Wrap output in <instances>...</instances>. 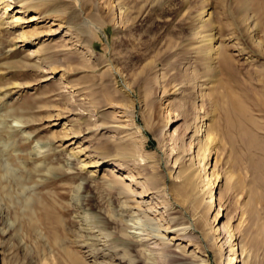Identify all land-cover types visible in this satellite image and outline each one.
Returning <instances> with one entry per match:
<instances>
[{"label": "rangeland", "instance_id": "obj_1", "mask_svg": "<svg viewBox=\"0 0 264 264\" xmlns=\"http://www.w3.org/2000/svg\"><path fill=\"white\" fill-rule=\"evenodd\" d=\"M19 1L11 12L39 17L20 26L38 33L12 46L0 30V264H71L68 254L93 264L110 259L101 256L110 251L129 256L124 233L136 225L141 245L129 249L130 257L141 258L144 249L150 264H173L147 236V213L122 204L111 185L121 167H135L132 160L144 155L172 186L170 157L189 149L180 137L202 115L203 129L206 121L219 129L220 174L231 170L245 181L242 195L227 194L225 211L243 208L250 230V211L257 217L252 264H264V0ZM59 23L61 30L48 35ZM128 86L142 139L131 124L109 127L113 104L129 108ZM168 106L179 119L162 128ZM54 115L59 124L50 126ZM64 122L79 132L73 144L55 137ZM121 148L132 151L119 158ZM86 154L99 165H83ZM207 199L197 206L192 195L184 204L196 226L214 224L217 201L208 209Z\"/></svg>", "mask_w": 264, "mask_h": 264}, {"label": "bare ground", "instance_id": "obj_2", "mask_svg": "<svg viewBox=\"0 0 264 264\" xmlns=\"http://www.w3.org/2000/svg\"><path fill=\"white\" fill-rule=\"evenodd\" d=\"M17 2L21 1L0 0V30L4 35L8 36L12 46H17V43H20V46H25L26 43L30 42L28 39L37 35L38 31L24 30L22 29L23 27H20L22 26L21 23L24 22V20L33 22L39 19V17L31 15L30 17L24 18V16L19 13V10L13 14L11 11L18 6ZM20 6L26 8V1L21 3ZM17 27L21 28L18 32H16V30H18L16 29ZM62 27V24L59 23L57 28H49L48 35L59 32ZM96 29L100 31V27L97 26ZM9 34H13V36H10ZM254 42L255 44H258L257 39H254ZM9 51L10 50L8 49L5 52ZM34 51L35 50H33V52ZM220 57L223 65L227 69L232 70L229 63V57L225 53H221ZM54 68L55 67H51V70ZM126 92L130 101L129 108L113 104L112 109L114 121L109 127L122 129L131 124V127L135 129V134L139 139H142L145 137V129L142 125L136 122V100L132 97L134 90L128 86ZM87 112L89 111L87 110ZM68 113L71 114L73 112L69 111ZM166 114V120L164 121L162 128H168L173 122L179 119L178 114L173 113L169 106L166 108ZM54 116L55 117L51 120L55 121L51 122L49 124L50 126L59 124L57 119L61 118V116ZM202 116H197V120L190 122L186 128V133L180 137L181 140L179 143L182 145V142H187L189 149L185 152L177 149L175 150V154L172 155V158L170 157L172 161V171L170 173L171 176L169 177L173 176L174 179H176L172 186L167 185L166 178L162 176L157 165L145 161L147 157L141 155L142 158L132 160V163L134 161V164L132 165L135 167H130V165L127 164L121 167V169L123 168L125 171L120 174L117 171L118 175L113 176L114 184L111 185V187L112 189L118 188V194H122L120 195L124 198L122 204L125 203L129 208L131 207L143 213H147L146 215H148L147 217L153 228V233L150 231L152 235L147 234V236L150 240L154 239V245H156L154 246V249L159 250V255H162L163 253L167 254L173 264H212L208 251H211L213 254L214 264H252L254 253L257 249V242L259 241L258 234H261L260 224L256 219L257 217H254V213L250 211L251 218L249 220L252 219L255 224L253 230H250L251 228L250 225L249 227L247 225L245 210L243 208H240L235 215L230 216L226 213L227 194L230 191L232 192L236 190L242 195L243 190L246 188L245 181L239 176L234 175L231 170H224V174H220L222 173V170L220 171V156L217 148L218 146L216 147L217 144H215L217 141L216 137L219 135L217 130L219 129L207 121L205 129H203V119L201 120V118H204V115ZM67 126L68 125L64 122L61 134H57L55 137L60 138V141L70 140L68 143V145H70L76 141L79 132L74 131L71 127ZM100 128H102V126ZM174 130L175 128L173 131ZM157 138H160V136H157ZM141 144L142 146L144 145L143 142H141ZM176 144L177 143L169 146V156L173 153ZM130 151L132 150L121 148L119 151L120 154L118 153L119 158H122V155H129ZM88 156L89 160L84 162L83 165L97 167L99 165L97 160H93L90 154H86V157ZM131 156H133V154H131ZM140 160L143 162H140ZM112 166L115 167V165ZM253 166L256 168L257 164L254 163ZM111 173H113V175L117 174L113 167L111 168ZM216 189H218L217 193L215 191ZM201 194L203 195V198L200 199ZM192 195H194L195 205L197 206L206 202V198L208 197L207 202H210L208 209L212 207L213 199L214 202L217 201V209L213 215V225L208 227L196 226L197 222H194L193 220V213L191 214V217L187 214L185 215V210L187 208L184 204L190 201ZM177 198L180 204L177 203ZM255 199V195L251 194L249 198L250 202L255 201ZM222 209L225 213L221 212ZM148 213H151L153 216L150 217ZM164 215L166 218H163ZM156 216H158L157 219ZM222 217L225 218V221L219 223L220 218ZM106 221L109 226L114 223V220L111 217H106ZM126 225L128 224L125 223V228ZM137 226L138 225L135 227L128 226L130 230H126L127 228L125 229V232L127 233H124V235L129 244L128 251L130 253L129 256L126 255L127 263L150 264V257L145 256L144 249V252L140 250L141 258L134 259L130 257V250H132V247L134 245H141V240L139 241L138 237L141 236L142 233L140 232V235L137 230L139 229V226ZM1 234H3V230L0 227V235ZM119 239L121 240L122 238ZM85 247L87 248V246H84V249ZM105 248L107 249V247ZM84 252H86V250H84ZM110 253L111 251L108 254ZM114 253H112V255ZM89 254L95 255V253L92 252ZM105 254L106 253L101 256L109 257L110 259L103 261L93 260V264H124V257H126L124 254H122L123 256H116V254L109 256L108 254ZM168 256L165 255V257ZM68 257L71 264H82V260L78 258L77 255L68 254Z\"/></svg>", "mask_w": 264, "mask_h": 264}]
</instances>
